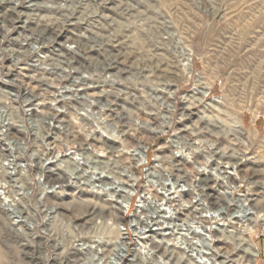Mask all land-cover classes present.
<instances>
[{"label": "built area", "instance_id": "1", "mask_svg": "<svg viewBox=\"0 0 264 264\" xmlns=\"http://www.w3.org/2000/svg\"><path fill=\"white\" fill-rule=\"evenodd\" d=\"M69 5L0 2V212L11 230L40 264H257L264 208L250 178L223 156L173 148L172 119L120 111L119 30L100 26L117 20L88 5L61 12ZM140 127L155 138H137Z\"/></svg>", "mask_w": 264, "mask_h": 264}, {"label": "rangeland", "instance_id": "2", "mask_svg": "<svg viewBox=\"0 0 264 264\" xmlns=\"http://www.w3.org/2000/svg\"><path fill=\"white\" fill-rule=\"evenodd\" d=\"M68 1L61 11L88 5L117 20L100 26L119 30V110L143 124L170 118L173 148L237 162L264 208V0ZM28 244L0 212V264H40Z\"/></svg>", "mask_w": 264, "mask_h": 264}, {"label": "bare ground", "instance_id": "3", "mask_svg": "<svg viewBox=\"0 0 264 264\" xmlns=\"http://www.w3.org/2000/svg\"><path fill=\"white\" fill-rule=\"evenodd\" d=\"M72 1H74V0H72ZM81 1V0H80ZM10 2V1H9ZM12 2V1H11ZM75 2H76V0H75ZM13 3H14V1H13ZM3 4V3H2ZM86 4V3H85ZM33 5H35V7H34V10L36 11V8H37V4H33ZM70 10H72V9H70ZM76 11V10H75ZM61 12H63V11H61ZM114 184V183H113ZM115 185V184H114ZM252 264V263H251Z\"/></svg>", "mask_w": 264, "mask_h": 264}]
</instances>
